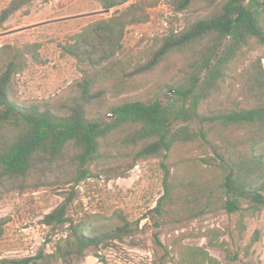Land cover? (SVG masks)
Here are the masks:
<instances>
[{"label": "trees", "instance_id": "1", "mask_svg": "<svg viewBox=\"0 0 264 264\" xmlns=\"http://www.w3.org/2000/svg\"><path fill=\"white\" fill-rule=\"evenodd\" d=\"M127 1L102 0V3L110 9ZM170 3L176 12L199 4L206 12L188 28L172 30L153 57L130 74L147 72L168 54L184 51L189 52L186 75L168 84L166 101L155 98L149 102L130 100L112 105L106 111V115H111L110 120L93 113V100L106 93L104 89L91 93L93 78L83 81L81 97L71 106L19 103L10 96L12 78L26 68L28 54H35L38 45L0 47V195L5 191L39 186L29 181L31 177L40 180L55 176L57 182L72 188L42 219L52 227L67 226V234L55 242V249L48 252L44 244L35 255L3 258L0 264H57L60 260L83 259L89 255L90 248L105 249L127 236L138 244L135 236L144 231L147 224L141 227L142 219L93 221L73 219L68 213L75 200V187L95 176L89 166L105 157L111 146L122 156L133 158L125 165L106 168L115 177H127L141 159L158 155L169 159L177 146L191 144L212 150L213 154L206 152L203 157L207 167L214 170L209 178L187 179L178 175L171 183L167 163H162L164 194L157 205L148 210V214L156 218L150 219L154 241L164 250L157 264H166L170 253L176 255L180 264H221L207 248L184 244L183 237L162 241L161 233L168 225H182L190 220L176 219L184 213L194 211L193 216H196L206 210L221 209L243 216L249 210L264 208V67L261 58L239 71L252 43H264V0H170ZM154 4L148 0L132 3L120 14L86 27L73 43L63 48L80 60L87 59L93 66L105 61L113 65L115 61L111 58L121 47L127 26L146 22V7ZM8 12L5 10L0 16V23ZM107 73H110L108 67L99 71L101 76ZM237 76L241 77V99L232 95ZM229 79L235 81L227 83ZM224 94L227 101L218 100ZM195 119L201 124L199 129L179 124ZM6 125H12L13 131H7ZM67 166H74L75 173L63 181V175L68 176ZM3 224L0 223V240L4 234ZM237 226L241 232L246 229L243 219H239ZM223 234L221 229L212 230L210 245H217ZM259 240L260 231L256 230L245 248L246 253ZM94 255L106 262L102 253ZM237 256L238 253L234 258Z\"/></svg>", "mask_w": 264, "mask_h": 264}, {"label": "rangeland", "instance_id": "2", "mask_svg": "<svg viewBox=\"0 0 264 264\" xmlns=\"http://www.w3.org/2000/svg\"><path fill=\"white\" fill-rule=\"evenodd\" d=\"M142 1L129 0L106 11L102 0H0V16L5 10L9 11L6 19L0 23V47L13 45L24 48L27 44L38 45L35 54H28L26 68L13 76L10 96L21 104L71 106L81 97L83 81L93 78L91 93L101 89L106 93L93 100L92 110L94 115L106 120L111 118V115H106V111L112 105L130 100L149 102L155 98L166 101L168 84L186 75L189 52L174 51L153 69L130 73L153 57L164 37L172 30L186 29L203 16L206 9L202 4L176 12L170 0H148L155 3L146 7L148 20L127 26L122 45L111 58L115 61L113 65L105 61L99 66H93L87 59L80 60L63 48L73 43L86 27L97 21H106L132 3ZM257 58H261L264 67V43L254 41L239 71ZM103 67H108L111 74L99 75ZM237 77L236 81L229 79L227 83L235 81L232 95L241 99V77ZM227 90H230L229 86ZM225 97L226 94L218 100L227 101ZM179 124H190L198 129L201 127L197 119ZM5 127L7 131H13L12 125ZM109 149L105 157L95 160L89 166L95 176L83 180L75 187V200L68 213L73 219L93 221L142 219L140 226L147 223L145 229L135 236L138 244L127 236L121 241H114L105 249L90 248L89 255L83 259L74 258L69 262L60 260L57 264H157L164 250L154 241L150 219L156 218H152L148 210L155 207L164 194L163 161L170 170L171 183L176 181L178 175L197 179L209 178L214 174V170L203 161L206 152L211 155L212 150L186 144L174 148L169 159L162 155L141 159L127 177H115L106 168L125 165L133 158L122 156L113 146ZM66 169L69 172L68 176L63 175V181L75 173L74 166H67ZM29 181L40 185H32L24 191H5L0 195V223H4L0 259L35 255L44 244L46 250L52 252L55 242L67 234V226L52 227L44 224L42 219L64 200L71 186L65 187L64 183L56 181L55 176L42 177L40 180L31 177ZM194 213L189 211L176 218L190 220L182 225H168L161 233L162 241H170L175 236L183 237L184 244L207 248L221 264H264V208L260 211L249 210L243 216L239 213L229 214L221 209L206 210L196 216H193ZM239 219H243L246 226L242 232L237 226ZM217 229L224 231V234L218 244L212 246L209 237L212 230ZM256 230L260 231V240L251 245L249 253H246L245 248L251 243ZM97 252L106 257V262L98 260L94 255ZM236 253L238 256L234 258ZM166 264L180 263L176 255L170 253L166 257Z\"/></svg>", "mask_w": 264, "mask_h": 264}, {"label": "water", "instance_id": "3", "mask_svg": "<svg viewBox=\"0 0 264 264\" xmlns=\"http://www.w3.org/2000/svg\"><path fill=\"white\" fill-rule=\"evenodd\" d=\"M110 9H107L106 11H109Z\"/></svg>", "mask_w": 264, "mask_h": 264}]
</instances>
